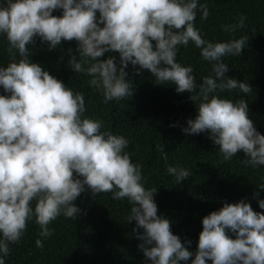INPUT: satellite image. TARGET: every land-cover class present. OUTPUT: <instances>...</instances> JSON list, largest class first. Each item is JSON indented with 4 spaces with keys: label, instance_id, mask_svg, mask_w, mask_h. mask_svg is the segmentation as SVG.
<instances>
[{
    "label": "clouds",
    "instance_id": "obj_1",
    "mask_svg": "<svg viewBox=\"0 0 264 264\" xmlns=\"http://www.w3.org/2000/svg\"><path fill=\"white\" fill-rule=\"evenodd\" d=\"M197 7V0H7L0 7V34L6 35L12 57L0 67V86L11 93L0 95V264L10 253L9 243L20 241L33 216L42 237L51 236L48 225L61 214L76 219L80 209L74 201L85 185L94 195L111 192L115 200L128 199L133 205L128 219L144 229L138 235L146 243L139 247L151 264H180L193 255L191 264H264V212L243 200L225 203L203 218L194 254L173 234L171 221L158 215L157 189L142 183L140 166L124 151L129 141L101 131L100 120L82 118L83 94L29 59L28 45L37 35L50 42V49L62 40L78 41L81 59L73 56L70 64L92 77L90 85L103 91L105 102L132 96L125 69L129 63L138 65V71L147 70L159 84L171 82L178 93L191 92L190 99L199 101L198 115L188 120L185 133L210 132L225 161L243 150L247 164L264 165V134L249 118L248 103L218 94L252 92L249 83L225 78L229 69L223 62L229 54L240 56L247 38L206 41L195 27ZM200 7L207 19L206 6ZM58 8L62 16L52 14ZM243 23L225 26V31ZM189 42L203 60L213 62L215 75L204 77L199 91L193 68L176 59L178 46ZM106 52L119 53V69L115 57L98 59ZM167 172L177 182L190 175L173 166ZM259 207L264 209V200ZM36 246L43 248L40 239Z\"/></svg>",
    "mask_w": 264,
    "mask_h": 264
},
{
    "label": "trees",
    "instance_id": "obj_2",
    "mask_svg": "<svg viewBox=\"0 0 264 264\" xmlns=\"http://www.w3.org/2000/svg\"><path fill=\"white\" fill-rule=\"evenodd\" d=\"M197 4L195 27L206 41L247 38L242 54H229L223 62L229 69L225 78L249 83L252 92L244 94L233 90L218 94L234 102L244 99L248 103L249 118L257 131L264 134V0H197ZM201 5L207 8V19H203ZM6 6L7 0H0V7ZM52 14L62 16L63 9H55ZM99 15L97 12L98 22ZM241 19L243 27L225 31V26L238 25ZM49 43L35 36L28 45L29 59L74 92L83 94L82 118L100 120L103 122L101 131H111L129 141L124 151L140 166L142 183L147 189H157L154 200L158 215L171 221L173 234L178 235L190 251L195 254L198 250L203 218L220 210L225 203L243 200L250 203L254 211L264 212L259 207V200H264V188L260 187L264 185V165L247 164L248 156L243 150L225 161L219 145L210 139V132L188 134L183 131L188 127V120L198 115L199 101L190 99L193 93H178L171 82L159 84L150 72L138 71V65L134 67L129 63L125 79L132 85V96L105 102L103 91L90 85L92 77L77 73L70 64L73 56L77 61L81 59L79 42L62 40L52 49ZM152 43L155 46L156 42ZM110 57L116 58L119 69L118 52H106L98 59ZM19 58L17 54L16 59ZM176 59L182 66L193 68L197 91L204 77L215 75L213 62L203 60L200 49L192 42L178 46ZM11 60L6 35L0 34V67H6ZM0 95L10 96L11 93L0 86ZM168 166L184 168L190 175L177 182L167 172ZM74 203L80 209L77 218L61 214L48 225L52 232L48 237L40 235V226L33 216L20 241L9 243L10 253L4 258L5 264H151L139 247L146 243L138 235L143 234L144 229L137 228L136 221L128 219L133 205L127 198L115 200L111 192L94 195L85 185ZM35 204L33 201V209ZM226 231L236 238V233ZM37 239L42 241L43 248L36 246ZM192 259L194 255L180 264H191Z\"/></svg>",
    "mask_w": 264,
    "mask_h": 264
}]
</instances>
